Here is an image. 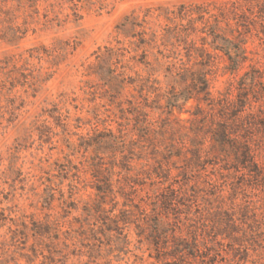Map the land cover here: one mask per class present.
I'll list each match as a JSON object with an SVG mask.
<instances>
[{
	"label": "rangeland",
	"instance_id": "1",
	"mask_svg": "<svg viewBox=\"0 0 264 264\" xmlns=\"http://www.w3.org/2000/svg\"><path fill=\"white\" fill-rule=\"evenodd\" d=\"M183 68L208 73L201 115L169 106ZM252 69L264 0H0V264H264V98L219 104Z\"/></svg>",
	"mask_w": 264,
	"mask_h": 264
},
{
	"label": "trees",
	"instance_id": "2",
	"mask_svg": "<svg viewBox=\"0 0 264 264\" xmlns=\"http://www.w3.org/2000/svg\"><path fill=\"white\" fill-rule=\"evenodd\" d=\"M209 36L214 37V44L216 50H222L228 56L229 66L227 71L234 74L240 70L242 65L247 61L246 49L243 41L234 43L229 39H225L218 32V28L209 33ZM220 40H225V47L219 45ZM225 48V49H224ZM208 73L204 69H185L177 74V77L184 83V89L178 93L173 94L169 99V106L173 110L174 108L182 109L180 102L184 105L188 104L191 100L197 102V109L199 113H192L191 115L198 116L202 113L200 104L206 103L208 106H214V100L209 89ZM238 95L237 100L233 101L228 96L221 100L222 111L228 116L232 114V120H238L241 113L246 111L251 106V98L255 100L264 98V82L259 71L252 69L251 74L246 73L243 78L238 82ZM231 120V119H230ZM230 120L223 119L218 122L211 131L212 140L215 145H218L221 149L225 150L226 147L232 148L236 156H238L241 164L248 171L257 175L261 174L260 167L256 162V153L251 145V140L241 139L235 131H233L232 122ZM195 146V145H194ZM196 147V146H195ZM199 154V151L196 150Z\"/></svg>",
	"mask_w": 264,
	"mask_h": 264
}]
</instances>
